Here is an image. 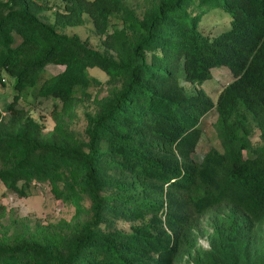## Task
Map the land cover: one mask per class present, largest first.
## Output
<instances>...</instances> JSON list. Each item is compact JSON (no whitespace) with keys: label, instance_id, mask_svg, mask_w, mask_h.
<instances>
[{"label":"trees","instance_id":"1","mask_svg":"<svg viewBox=\"0 0 264 264\" xmlns=\"http://www.w3.org/2000/svg\"><path fill=\"white\" fill-rule=\"evenodd\" d=\"M62 1L51 20L49 0H0V68L15 77L0 179L19 196L49 184L75 211L0 222V264H264V0ZM214 10L230 25L210 35ZM84 13L102 49L66 31ZM223 64L215 101L203 85ZM43 97L48 131L21 104ZM213 108L221 148L198 161Z\"/></svg>","mask_w":264,"mask_h":264},{"label":"rangeland","instance_id":"2","mask_svg":"<svg viewBox=\"0 0 264 264\" xmlns=\"http://www.w3.org/2000/svg\"><path fill=\"white\" fill-rule=\"evenodd\" d=\"M49 3L52 7L43 12L53 20L55 17V11L62 7L63 1L49 0ZM225 13L226 12L223 13L222 11L214 10L210 17L202 21L201 28L204 32L210 35H216L221 30L228 27L230 25V15ZM84 17L85 20L82 24L69 25L66 27V31L70 34H78L79 37L90 46L102 49V34L96 30L93 19L88 13H84ZM14 36L15 40L13 45H17L22 37L17 32H14ZM61 68V66L51 63L47 66L46 74L49 75L51 73L59 72ZM89 71L92 75L97 76L103 82L108 78L107 71L100 67H90ZM232 77L233 74L227 65L223 64L215 66L212 68V76L206 80L203 87L216 101L220 90L229 80L232 79ZM14 81L15 77L13 75L9 74L5 69L0 68V110L6 116H8L6 104L14 98ZM185 84L187 85L189 83L185 82ZM104 88L105 87H103V89ZM100 89V86L91 88L92 98L95 97ZM101 93H105V89L101 90ZM39 100L38 102L36 100V102L33 103L22 99L21 104L24 105L35 118L45 124L46 131L51 130L55 124V119L53 117V98L43 97ZM82 109V107H79L80 114H82ZM217 117V109L213 108L207 112L202 119V134L195 150L192 152V156L198 161L203 159L204 155L212 146L221 148V142L215 126ZM258 135L259 130L256 128L254 130V136L256 139L258 138ZM74 211V205L67 204L54 196L49 184H40L33 189L31 194L27 196H19L8 191L0 179V222H7L11 216L28 218L31 223L38 220L48 222L49 220H57L64 217L70 218ZM200 242L203 246L209 245L208 237L206 235H201Z\"/></svg>","mask_w":264,"mask_h":264}]
</instances>
